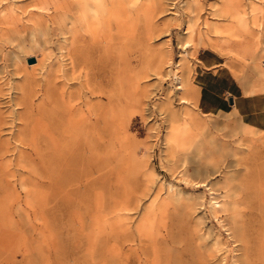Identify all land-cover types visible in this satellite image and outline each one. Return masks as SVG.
I'll use <instances>...</instances> for the list:
<instances>
[{"label":"rangeland","instance_id":"374dc122","mask_svg":"<svg viewBox=\"0 0 264 264\" xmlns=\"http://www.w3.org/2000/svg\"><path fill=\"white\" fill-rule=\"evenodd\" d=\"M67 1L74 0H0V264H264V204L255 187L264 123L251 125L236 110L203 112L195 84L204 50L240 93L264 91L255 68L258 61L264 70V0H239L249 26L233 19V30L212 15L220 0H119L100 25H78L74 34ZM207 21L219 28L208 30ZM71 52L87 58V77L72 81ZM61 82H75L59 108L73 105L68 116L79 126L60 128L88 146L66 165L55 156L70 150L53 152L45 137ZM33 129L42 137L35 149L27 144ZM172 131L181 142L169 148ZM217 139L231 143L223 158L244 179L235 206L244 213V243L224 190L185 174L193 161L220 159Z\"/></svg>","mask_w":264,"mask_h":264},{"label":"bare ground","instance_id":"6f19581e","mask_svg":"<svg viewBox=\"0 0 264 264\" xmlns=\"http://www.w3.org/2000/svg\"><path fill=\"white\" fill-rule=\"evenodd\" d=\"M242 2V1H241ZM239 0H220V4L217 3L215 4L214 6L217 7L213 12H212V15H214V17H218V18H223L227 21V23L224 25V27L227 29V30H233L234 28V24H233V19H240L239 21L241 22V24H243L244 28H247L249 25L245 19V11L242 10L241 8V3ZM67 8H68V13H69V23H71V28H70V31L74 34V31L77 30L76 29V26L80 25H84L85 28H88V29H92V27L94 26H97V25H100L101 23V20H102V17H106V16H109L111 13L115 12L116 9L121 6L123 3L122 2H119V0H111V5H110V2L109 0H74V1H67ZM121 3V5H120ZM253 3V2H252ZM245 4V3H244ZM210 5V4H209ZM253 6V5H252ZM201 7V6H200ZM58 8V7H57ZM56 8V9H57ZM196 8V7H195ZM244 8V7H243ZM78 11L77 13H74L75 15L71 14L72 11ZM74 11V12H75ZM251 11V10H250ZM254 11V10H252ZM28 12V11H27ZM258 12V11H257ZM256 12V13H257ZM252 16V15H251ZM65 17V16H64ZM251 18V17H250ZM253 18V16H252ZM256 18V17H255ZM55 19V18H54ZM257 19V18H256ZM255 19V21H256ZM56 20V19H55ZM254 21V19H252ZM250 22V21H249ZM256 21V25H261L262 24H258ZM251 23H254L251 21ZM82 24V25H81ZM218 22L217 21H214V22H211V21H207L205 26L208 28V30H211V29H217L219 28L218 26ZM255 25V24H254ZM252 26V25H251ZM263 28V27H262ZM82 30V29H81ZM207 31V30H206ZM80 32V31H79ZM203 32V31H202ZM71 33V34H72ZM84 33V31H83ZM201 34V32H200ZM205 34V32H204ZM76 37V36H75ZM93 37V35H92ZM79 38V37H78ZM219 38V37H218ZM226 39V38H225ZM73 40V39H72ZM218 43V42H217ZM221 43V42H220ZM77 46L78 48L80 47L79 45H75ZM225 47V46H224ZM64 51V49H63ZM257 51V50H256ZM263 51V50H262ZM62 52V50H61ZM70 52V51H69ZM260 52V51H259ZM261 53V52H260ZM70 54V59L72 61V67L69 69V71L71 70V72L69 73V75L72 74L73 77L72 78V81L73 80H77V79H80L81 76L83 75V73H85V77H87V71H86V61H87V58L85 56H75L72 52L69 53ZM257 54V53H256ZM239 55V54H238ZM242 55V54H241ZM68 56V55H67ZM244 56V55H243ZM253 57V56H252ZM245 59V58H244ZM247 59H249L247 57ZM256 59H258L256 57ZM253 60V59H252ZM58 62V61H57ZM253 62V61H252ZM258 62V61H257ZM257 62L255 63V68H258L257 70V74L258 76L260 77H264V70H261L260 69V65L258 64L257 66ZM259 63V62H258ZM61 64V63H60ZM250 64V63H248ZM77 65V66H76ZM164 65V64H163ZM161 64V67L163 66ZM251 65V64H250ZM45 66V65H44ZM61 66V65H60ZM247 66V65H246ZM251 67V66H250ZM262 67V66H261ZM69 68V67H68ZM253 68V66H252ZM263 69V68H262ZM68 71V72H69ZM255 71V70H254ZM59 74V73H58ZM66 74V73H65ZM64 76V75H63ZM65 77V76H64ZM68 77V76H66ZM162 77V76H161ZM181 78V76H179ZM70 78V77H69ZM69 78H66V79H69ZM65 80V79H64ZM178 80V79H177ZM57 81V80H56ZM55 81V82H56ZM67 81V80H66ZM59 82V81H58ZM68 82V81H67ZM67 82H61V93H59V95L57 94L55 96V99H56V105L53 106L54 109H53V112H54V118L51 120V123L49 124V126L47 127V132L45 133V137L47 139L50 140V147L51 149L53 150V152L58 150V149H61L59 147H62L63 151L64 149H69L70 150V156L67 158V155H65L64 153H60L58 155H56L55 157L56 158H59V155L61 157L60 160H62L63 158H65L63 164L66 165L67 162L69 161V158L73 155L77 153H80V151L83 150L84 146H87L86 144L83 145L82 143V140L77 138L78 134H74V135H71L69 132L71 131L69 128H66V129H62L60 128V125H63L65 122H69L70 125L74 128V127H77L79 126V122L73 120V118H69V116H71L74 112V106L73 105H70L67 104V109L66 107L63 109L65 111H61L62 108H59V103L62 101L64 103H66V101L68 99H70L71 97V92L67 91V87H71L75 84V82H72V83H67ZM80 82V81H79ZM180 82V80H179ZM258 82V81H257ZM255 83V82H254ZM253 83V85H254ZM256 84V83H255ZM59 87V86H58ZM264 87V86H263ZM180 91L184 90V85L180 84L178 86V88ZM59 90V89H58ZM59 90V91H60ZM54 91V90H53ZM58 91V92H59ZM93 91V90H92ZM51 97V96H50ZM68 98V99H67ZM82 99V97H80ZM73 99V98H72ZM112 99V98H111ZM76 100V99H75ZM180 100L181 102L180 103H187V104H191L192 101H190L188 99V97L186 96H182V98L180 97ZM51 101V100H50ZM72 101V100H71ZM86 101V100H85ZM110 101V100H109ZM70 102V101H69ZM53 103V102H51ZM74 103V101L72 102ZM77 103V102H76ZM186 105V104H185ZM183 105V106H185ZM192 105V104H191ZM51 106V105H50ZM84 106V105H83ZM87 106V104H86ZM176 106V105H175ZM188 107H190V105H187ZM88 109V107H86ZM85 108V109H86ZM76 109V108H75ZM84 109V108H83ZM183 109V108H182ZM90 110V109H89ZM187 110V109H186ZM192 110V109H190ZM51 111V110H50ZM91 111V110H90ZM181 112V111H180ZM192 112V111H191ZM183 113V112H182ZM190 113V112H189ZM81 114V113H80ZM85 114L86 111H85ZM92 114V113H90ZM170 114V113H169ZM175 114V113H174ZM173 114V116H174ZM191 114V113H190ZM69 115V116H68ZM95 115V114H94ZM172 115V114H171ZM180 115V113H179ZM179 115H176L179 117ZM184 115V114H183ZM67 116V117H66ZM89 116V115H88ZM166 116V115H165ZM170 117V116H168ZM182 117V115H181ZM184 117V116H183ZM189 117V116H188ZM186 118H187V115H186ZM44 119V118H43ZM101 119V118H100ZM88 120H90L88 118ZM188 120V119H187ZM190 120V119H189ZM27 121V120H26ZM101 121V120H100ZM183 121V120H182ZM37 121H34L32 124H36ZM90 122V121H89ZM181 122V120H180ZM191 122V121H190ZM82 124V123H81ZM86 124V123H85ZM182 124V123H180ZM216 124V123H215ZM66 125V124H65ZM173 125V124H172ZM193 125V123H192ZM81 126H84V125H81ZM188 124H186V130H188ZM218 126V125H216ZM170 127V126H169ZM176 127V126H175ZM190 127V126H189ZM197 126H195L196 128ZM214 127V126H213ZM228 127V126H227ZM231 127V126H230ZM99 128V127H97ZM96 128V129H97ZM204 128V127H203ZM206 128V127H205ZM79 129V128H77ZM169 129V128H168ZM176 129V128H175ZM191 129V127H190ZM200 129V128H199ZM202 129V128H201ZM230 129V128H229ZM83 130V129H82ZM174 130V129H173ZM232 130V129H231ZM74 131V130H73ZM198 131V130H197ZM234 130H232L233 132ZM237 131V129H236ZM102 132V131H101ZM189 132V131H188ZM238 132H242V130L240 128H238ZM25 133V132H24ZM230 133V132H229ZM95 134V132H94ZM189 134L191 135V131L189 132ZM234 134V133H233ZM21 135L22 134H18V137L16 138L17 141H19V143L21 142L22 144L23 143H26V141H24L25 139L21 138ZM25 136V134H23ZM39 135L38 132L33 129L32 130V136L31 138L29 139V142L27 143L31 149H35V145L38 144V141L42 138L41 136H37ZM88 136V135H87ZM90 136V135H89ZM97 136V135H96ZM73 137H76V139H74V141H72ZM92 137V136H91ZM94 137V136H93ZM99 137V136H98ZM101 137V136H100ZM69 138V140H68ZM84 138V137H83ZM95 138V137H94ZM86 139V138H85ZM90 139V138H89ZM97 139V138H96ZM166 143H167V146H169V148L172 147V143L174 141H179L181 142V140L178 139V136L173 133V131L171 132L170 135H167L166 136ZM255 140V139H254ZM90 141V140H89ZM88 141V142H89ZM76 143L73 144V143ZM94 142V141H93ZM97 142V141H96ZM183 143V142H182ZM216 151L219 153V155L221 156L220 159H218V161H210L209 163L207 162H195L193 161L194 163L192 165H190L189 167H187V169H185V174L189 175V176H192L196 179H199V181L197 183H200V186H209L210 190L213 191V193H218L219 191H222L224 190V192L226 193V196L228 197V200L226 201V204H228L230 207V217L234 223V225L236 226L235 230H237L236 232L238 233L239 235V238L238 240L241 241L242 243H244V237H246L245 235V226H244V221H243V217H244V213L243 211H241V209L239 208H235L236 205H241L242 203V199H243V196H242V191H245V187L242 185L243 182L241 183L242 180H244L243 178L240 177L239 174H234V170L231 168V164L232 163H229V161L226 159V158H223L225 156H227V152L231 149L230 146H231V143L229 141H227L226 139H222V140H219L217 139L216 140ZM88 144V143H87ZM91 144V143H90ZM89 144V145H90ZM177 146H180L181 148V145L180 143H175ZM19 145V144H18ZM21 146V145H20ZM23 146V145H22ZM88 147V146H87ZM91 147V146H90ZM94 147H98V144L97 143H94ZM21 148V147H20ZM179 148V150H180ZM5 149V148H3ZM2 149V151H3ZM46 149V148H45ZM87 149V148H86ZM174 149V148H173ZM235 149V148H234ZM238 150H241V149H238ZM6 151V150H5ZM23 151V150H22ZM21 151V152H22ZM85 151V150H84ZM236 152L234 153H237V150H235ZM241 151H244V150H241ZM91 152V151H90ZM173 152V151H172ZM179 152V151H178ZM177 152V153H178ZM232 152V150H231ZM231 152L229 151V153L231 154ZM239 152V151H238ZM4 153V152H3ZM240 153V152H239ZM1 154V153H0ZM54 154V153H53ZM181 155L178 154V157L177 159L174 161V165L178 164V162L181 160ZM20 158H22L20 156ZM67 158V159H66ZM190 160V159H189ZM20 161V159L18 160ZM24 161V160H22ZM25 163V161H24ZM25 165V164H24ZM235 166V165H234ZM65 168V166H64ZM234 168V167H233ZM235 169V168H234ZM60 170V169H59ZM61 171V170H60ZM218 175H222V178L219 179L217 178ZM263 175V176H262ZM242 176V175H241ZM186 178H189V177H186ZM259 179L257 180V184H256V189H257V192H258V195H259V201H258V204L259 206H261V203L264 204V172L262 174H259ZM66 179V178H65ZM64 179V181H65ZM67 179H70V178H67ZM66 179V180H67ZM159 184V183H158ZM255 189V188H254ZM253 189V190H254ZM192 196V195H191ZM200 198V197H199ZM219 202V201H218ZM156 205L155 203H153V206ZM213 205V204H212ZM215 205V204H214ZM229 206L227 207L228 210H229ZM240 207V206H239ZM155 208V207H154ZM215 208V207H213ZM223 208V207H222ZM232 208V209H231ZM128 209V208H126ZM156 209V208H155ZM154 209V210H155ZM261 209V207H260ZM122 210V209H121ZM153 210V208H152ZM153 212V211H152ZM151 212V213H152ZM155 213V212H154ZM229 213V212H228ZM150 214V213H149ZM153 215V214H152ZM127 216V215H126ZM149 216V215H148ZM144 218H148L147 216L144 217ZM150 218V217H149ZM262 220V219H261ZM241 223V225H240ZM233 225V224H232ZM239 227V228H238ZM136 229V228H135ZM138 230V229H137ZM234 234V233H233ZM236 234V233H235ZM237 236H235L234 238L236 239ZM264 238V237H263ZM237 240V241H238ZM240 242V243H241ZM246 245V244H245ZM178 249V248H177ZM198 249V248H197ZM243 250H245V246L243 245V248H241ZM247 250V249H246ZM243 254V253H242ZM244 255V254H243ZM238 256H240L238 254ZM244 257V256H243ZM237 258V256H236ZM246 259V258H245ZM241 260V259H240ZM239 260V261H240ZM241 262V261H240Z\"/></svg>","mask_w":264,"mask_h":264},{"label":"crops","instance_id":"0c3cea01","mask_svg":"<svg viewBox=\"0 0 264 264\" xmlns=\"http://www.w3.org/2000/svg\"><path fill=\"white\" fill-rule=\"evenodd\" d=\"M200 51L196 75L198 80L197 105L203 112L236 110L237 113L251 125L260 127L264 123V91L252 94H242L236 81L230 74L220 71V68L210 67L218 61H209ZM231 99V100H230ZM263 128V127H260Z\"/></svg>","mask_w":264,"mask_h":264},{"label":"water","instance_id":"95a60500","mask_svg":"<svg viewBox=\"0 0 264 264\" xmlns=\"http://www.w3.org/2000/svg\"><path fill=\"white\" fill-rule=\"evenodd\" d=\"M34 59H35V58L31 57L29 60H30V62H32ZM230 100H231V99H230Z\"/></svg>","mask_w":264,"mask_h":264}]
</instances>
